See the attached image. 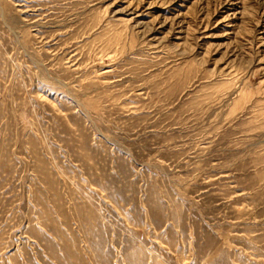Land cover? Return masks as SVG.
I'll return each instance as SVG.
<instances>
[{"label":"rangeland","instance_id":"obj_1","mask_svg":"<svg viewBox=\"0 0 264 264\" xmlns=\"http://www.w3.org/2000/svg\"><path fill=\"white\" fill-rule=\"evenodd\" d=\"M0 264H264V0H0Z\"/></svg>","mask_w":264,"mask_h":264},{"label":"bare ground","instance_id":"obj_2","mask_svg":"<svg viewBox=\"0 0 264 264\" xmlns=\"http://www.w3.org/2000/svg\"><path fill=\"white\" fill-rule=\"evenodd\" d=\"M232 26H234V27H235V25H232Z\"/></svg>","mask_w":264,"mask_h":264}]
</instances>
